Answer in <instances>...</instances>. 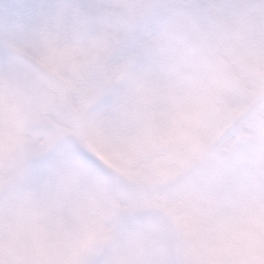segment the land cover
<instances>
[{
    "label": "rangeland",
    "instance_id": "rangeland-1",
    "mask_svg": "<svg viewBox=\"0 0 264 264\" xmlns=\"http://www.w3.org/2000/svg\"><path fill=\"white\" fill-rule=\"evenodd\" d=\"M0 264H264V0H0Z\"/></svg>",
    "mask_w": 264,
    "mask_h": 264
},
{
    "label": "bare ground",
    "instance_id": "bare-ground-1",
    "mask_svg": "<svg viewBox=\"0 0 264 264\" xmlns=\"http://www.w3.org/2000/svg\"><path fill=\"white\" fill-rule=\"evenodd\" d=\"M186 80H187V79H186ZM186 80H185V79H181V81L179 80V83H183V82L185 83ZM184 83H183V84H184ZM175 86H176V84H175Z\"/></svg>",
    "mask_w": 264,
    "mask_h": 264
}]
</instances>
